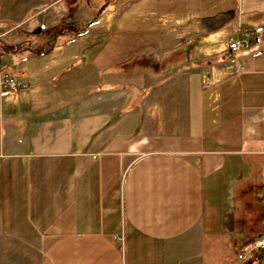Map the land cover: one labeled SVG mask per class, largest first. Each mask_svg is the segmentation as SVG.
Instances as JSON below:
<instances>
[{"label": "crops", "instance_id": "obj_1", "mask_svg": "<svg viewBox=\"0 0 264 264\" xmlns=\"http://www.w3.org/2000/svg\"><path fill=\"white\" fill-rule=\"evenodd\" d=\"M259 1L0 0V264H264Z\"/></svg>", "mask_w": 264, "mask_h": 264}, {"label": "built area", "instance_id": "obj_2", "mask_svg": "<svg viewBox=\"0 0 264 264\" xmlns=\"http://www.w3.org/2000/svg\"><path fill=\"white\" fill-rule=\"evenodd\" d=\"M40 27L44 29V25L41 24ZM262 32L263 27L261 26L246 30L243 36H240L238 39H234L228 43L226 56L229 57L233 53L249 49L253 45L260 44L262 42ZM27 86V81L22 74L17 72H2L0 70V89L2 91L14 93L25 89ZM255 249H264V237L257 239L248 252H252ZM242 256V254L238 255L239 258H242Z\"/></svg>", "mask_w": 264, "mask_h": 264}, {"label": "rangeland", "instance_id": "obj_3", "mask_svg": "<svg viewBox=\"0 0 264 264\" xmlns=\"http://www.w3.org/2000/svg\"><path fill=\"white\" fill-rule=\"evenodd\" d=\"M258 4H259V6L262 8L263 6H264V4H263V1H259L258 2ZM44 23H45V25L47 24L48 25V22L47 21H44ZM37 27H35V29H36ZM34 31V30H33ZM32 31V32H33ZM47 33V31H44L43 32V34H46ZM37 37V35L36 34H30L29 36H28V40H30L31 42H33V40L35 39ZM257 250H261V249H255L254 251H257ZM253 252V251H252ZM251 253V252H250Z\"/></svg>", "mask_w": 264, "mask_h": 264}, {"label": "water", "instance_id": "obj_4", "mask_svg": "<svg viewBox=\"0 0 264 264\" xmlns=\"http://www.w3.org/2000/svg\"><path fill=\"white\" fill-rule=\"evenodd\" d=\"M37 31H39V29H37Z\"/></svg>", "mask_w": 264, "mask_h": 264}]
</instances>
